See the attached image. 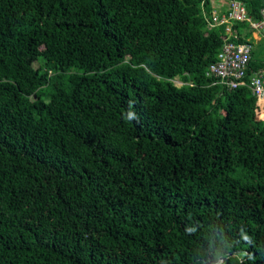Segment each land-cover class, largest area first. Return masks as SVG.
Returning a JSON list of instances; mask_svg holds the SVG:
<instances>
[{"label": "trees", "instance_id": "16d2710c", "mask_svg": "<svg viewBox=\"0 0 264 264\" xmlns=\"http://www.w3.org/2000/svg\"><path fill=\"white\" fill-rule=\"evenodd\" d=\"M211 4L0 0V264H264V113L205 76Z\"/></svg>", "mask_w": 264, "mask_h": 264}, {"label": "built area", "instance_id": "2783aa9c", "mask_svg": "<svg viewBox=\"0 0 264 264\" xmlns=\"http://www.w3.org/2000/svg\"><path fill=\"white\" fill-rule=\"evenodd\" d=\"M205 19L206 28L221 24L224 25L226 34L216 59L206 68L205 76L212 80V84L224 85L227 88H234L246 82L251 94L255 97V104L261 107L264 113V54L261 56L260 66L247 74L254 39L245 37L243 40H236L238 35L236 37L231 28L233 22L243 21L248 24L252 32L259 36V31L264 33V15L260 19H253L247 13L242 0H229L222 9L217 10L212 7L209 18ZM230 37L234 40H230ZM247 76L248 80H245Z\"/></svg>", "mask_w": 264, "mask_h": 264}, {"label": "rangeland", "instance_id": "374dc122", "mask_svg": "<svg viewBox=\"0 0 264 264\" xmlns=\"http://www.w3.org/2000/svg\"><path fill=\"white\" fill-rule=\"evenodd\" d=\"M212 4H213V6L215 7V9H217L218 7L216 6V4H218V3H220V5H222V6H224V5H226V0H212ZM259 36H260V39L259 40H253L254 41V44H253V46H254V50H256V49H259V50H262V45L264 44V33H262L261 31H259ZM37 61H39L40 62V58H38L35 62H34V66H37L38 65V62ZM176 82V84L177 85H181L182 83H179V82H177V81H175Z\"/></svg>", "mask_w": 264, "mask_h": 264}, {"label": "crops", "instance_id": "0c3cea01", "mask_svg": "<svg viewBox=\"0 0 264 264\" xmlns=\"http://www.w3.org/2000/svg\"><path fill=\"white\" fill-rule=\"evenodd\" d=\"M212 3H213V2H212ZM211 5H212V7H214L213 4H211ZM216 6L218 7V8H217V10H218V9H222V8H224L225 5L222 6V5H220V3H218V4H216ZM214 8H215V7H214ZM251 32H252V31H251ZM250 37H252V38L255 39V40H259V39H260V37H259L254 31L252 32V36L250 35Z\"/></svg>", "mask_w": 264, "mask_h": 264}, {"label": "bare ground", "instance_id": "6f19581e", "mask_svg": "<svg viewBox=\"0 0 264 264\" xmlns=\"http://www.w3.org/2000/svg\"><path fill=\"white\" fill-rule=\"evenodd\" d=\"M173 80V82L176 84V82L175 81H177V82H179V83H183L179 78H174V79H172Z\"/></svg>", "mask_w": 264, "mask_h": 264}]
</instances>
